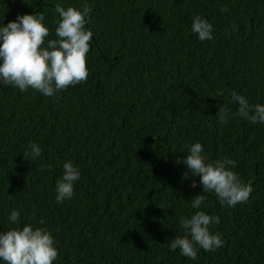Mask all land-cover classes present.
Masks as SVG:
<instances>
[{"label": "trees", "instance_id": "obj_1", "mask_svg": "<svg viewBox=\"0 0 264 264\" xmlns=\"http://www.w3.org/2000/svg\"><path fill=\"white\" fill-rule=\"evenodd\" d=\"M84 2L0 0V26L43 13L46 46L57 38L55 5L82 11ZM86 2V82L52 97L0 86V233L47 228L53 264H264V123L236 116L230 96L264 105V0ZM197 15L212 24V40L191 31ZM197 142L206 162L233 161L230 170L252 186L246 203L221 204L198 176L183 178ZM32 143L42 149L35 159L23 155ZM69 160L81 175L73 197L57 202ZM198 194L206 200L193 209ZM13 209L18 224L8 219ZM196 211L218 218L210 231L223 245L192 260L169 245Z\"/></svg>", "mask_w": 264, "mask_h": 264}, {"label": "clouds", "instance_id": "obj_2", "mask_svg": "<svg viewBox=\"0 0 264 264\" xmlns=\"http://www.w3.org/2000/svg\"><path fill=\"white\" fill-rule=\"evenodd\" d=\"M82 11L75 7L55 5L59 20L55 29L56 39L49 37V29L44 25L43 13L17 15L15 20L0 26V86H12L22 92L34 89L44 96L52 97L69 86L86 82L88 78L87 53L92 38L91 30H85L87 17L91 6L86 2L81 5ZM227 12V8L221 9ZM191 31L197 34L199 40L213 39V26L202 16L193 17ZM231 102L238 104L236 116L252 123H264V105H252L235 91L230 93ZM220 122L227 123L229 110L219 107L216 114ZM154 138V137H153ZM42 149L35 143L26 150L24 157L35 159ZM201 143L193 144L182 163L189 173L198 176L203 192H214L221 204L227 203L235 207L238 203H246L252 192L251 184L241 182L237 174L230 170L233 161L219 159L206 162ZM41 165V170L48 168ZM80 170L71 160L63 164V174L57 180L55 191L57 202L71 199L74 195V183L80 178ZM197 186L193 180L191 187ZM203 194L194 196L191 207L199 209L205 203ZM10 222L19 223L20 212L13 209L8 217ZM45 223L43 219L39 221ZM219 223L218 218L196 211L191 218L182 217L180 227L184 235H176L170 240L169 250L179 249L180 253L192 260L197 258L199 249L212 251L223 245L219 233L213 234L210 225ZM58 257L54 247V238L47 228H33L31 224L11 228L0 233V260L4 264H53Z\"/></svg>", "mask_w": 264, "mask_h": 264}]
</instances>
